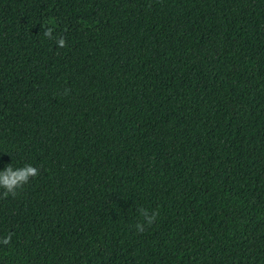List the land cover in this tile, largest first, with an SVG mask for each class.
Instances as JSON below:
<instances>
[{
	"label": "trees",
	"instance_id": "trees-1",
	"mask_svg": "<svg viewBox=\"0 0 264 264\" xmlns=\"http://www.w3.org/2000/svg\"><path fill=\"white\" fill-rule=\"evenodd\" d=\"M10 162L0 264H264V0H0Z\"/></svg>",
	"mask_w": 264,
	"mask_h": 264
},
{
	"label": "clouds",
	"instance_id": "clouds-1",
	"mask_svg": "<svg viewBox=\"0 0 264 264\" xmlns=\"http://www.w3.org/2000/svg\"><path fill=\"white\" fill-rule=\"evenodd\" d=\"M43 35L47 38L53 37L52 28H47ZM56 46L62 48L66 41L63 37L55 38ZM39 169L31 163H25L22 166H14L11 162L0 168V189L4 195H15L17 190L22 188L30 179L38 175ZM143 223H137L135 228L139 232H143L146 225H151L156 219L155 211L149 212L147 209L142 210ZM12 239L11 234L4 235L0 238V246L7 245Z\"/></svg>",
	"mask_w": 264,
	"mask_h": 264
}]
</instances>
